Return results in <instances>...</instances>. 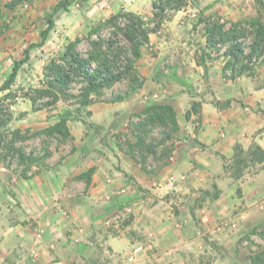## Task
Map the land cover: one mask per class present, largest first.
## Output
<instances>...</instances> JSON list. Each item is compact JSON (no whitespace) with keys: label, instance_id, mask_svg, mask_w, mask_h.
I'll return each instance as SVG.
<instances>
[{"label":"crops","instance_id":"crops-1","mask_svg":"<svg viewBox=\"0 0 264 264\" xmlns=\"http://www.w3.org/2000/svg\"><path fill=\"white\" fill-rule=\"evenodd\" d=\"M141 72L146 75L142 92L148 87L156 91L153 73ZM206 73L210 80V69ZM211 80L215 101H203L201 112L190 116L177 112L179 139L154 174L125 154L117 172L116 159L111 164L97 159L86 183L85 178L73 179L81 172L55 167L0 186V264H126L125 254L135 244L144 250L133 264H202L209 258V238L234 239L226 229L240 215L258 222L264 213V161H249L257 171L247 169L240 177L232 167L242 157L238 149L248 157L255 145L264 150V112L256 111L264 106V91L245 77L239 86L223 76ZM224 100L230 103H216ZM132 113L109 112L102 122L121 129L120 121ZM172 173L186 176L179 190L156 193L154 182L164 183ZM36 223L46 231L33 262L29 251Z\"/></svg>","mask_w":264,"mask_h":264},{"label":"rangeland","instance_id":"rangeland-1","mask_svg":"<svg viewBox=\"0 0 264 264\" xmlns=\"http://www.w3.org/2000/svg\"><path fill=\"white\" fill-rule=\"evenodd\" d=\"M9 1L0 0V86L8 79L15 62L23 58L29 45L35 46L30 49L29 60L21 66L9 89L0 91V117L3 118L0 120V162L6 167L5 170L0 165V186L11 183L13 177L25 178L29 173L36 174L41 171L48 173L55 167L63 171L66 168L71 174L81 172L73 179L76 181L85 178L86 183L94 170L92 164L97 159L110 164L116 159L118 166L114 168L118 171L119 160L129 154L131 145L136 142L133 127L142 118L140 112L152 104H170L177 107L176 112H187L185 115L189 116L192 112H201L203 101H215V83L211 79L223 76L225 59L218 56L211 61L209 50L207 55L204 54L206 38L204 23L200 18L220 17L222 21L228 22V26L231 22L252 21L254 18L264 21V0L262 4L259 0H188L187 7L167 13L165 20L151 34L152 39L144 47L137 62L140 74L141 70L153 73V78L159 85L156 91L148 87L147 93H143L142 86L123 102H108L107 98H111L113 92L127 87L128 82L124 80L106 89L105 94L88 108L82 109L74 99L62 98L53 108L35 110L26 94L32 88L42 86L46 64L51 57L65 49L69 40L81 37L79 49L88 54L91 49L88 32L93 27L120 11L135 12L133 5L139 6L143 11L140 15L152 22L153 0H66L67 7L61 8L54 15L55 26L42 45L37 44L42 41L41 32L48 26L47 19L54 6L64 0H25L14 9L6 6ZM108 34V30L102 31L104 37ZM203 59L207 60L210 80L209 74H205L201 66ZM262 67L256 75H243L242 78L250 79L251 85H259L264 91V66ZM240 78L234 82L236 86H239ZM155 92L158 97H155ZM201 96L202 100L198 98ZM226 102L216 101L218 106L225 105ZM245 106L251 105L246 103ZM256 111L264 112V106L261 104ZM109 112L133 113L120 121L121 129L115 127L117 129L113 130L102 122ZM62 117L68 118L70 136L67 140L62 135H49L44 132L45 128ZM199 119L195 115L197 128L201 126ZM150 130L148 143L153 138V143L157 144L165 137L162 126L158 124L150 126ZM175 135L176 133L165 144L156 147V155L133 147L140 159L146 157V172L154 174L157 166L169 158L164 150L170 148L175 139H179ZM31 155L37 159L30 160ZM241 156V162L238 159L232 167L233 173L236 175L241 172L242 175L247 169L248 172H256L258 167L249 162L254 161L253 155ZM7 191L18 200L10 188ZM2 202L3 199L0 198V205H3ZM18 202L22 204V198ZM260 215L261 219L255 223L244 221L247 217L244 219L241 215L238 217L241 222L234 220L230 224V230L226 229L234 236L232 240L221 242L217 238H209L208 247L205 249L207 252L209 248V258L202 264H254L255 256L264 258V213ZM36 224L35 236L40 229L44 236L45 228ZM36 239L35 237V245L29 251L33 262L38 260V246L43 242V237ZM49 248L53 250L50 246ZM33 249L37 251V257L31 256ZM81 263L85 262L69 264Z\"/></svg>","mask_w":264,"mask_h":264},{"label":"trees","instance_id":"trees-1","mask_svg":"<svg viewBox=\"0 0 264 264\" xmlns=\"http://www.w3.org/2000/svg\"><path fill=\"white\" fill-rule=\"evenodd\" d=\"M24 1L10 0L6 6L14 9ZM65 1L54 6L53 12L47 19L48 26L41 32L42 41L37 45H42L54 28L53 17L61 8L67 7ZM262 1L259 0V3L262 4ZM187 3L188 0H153L152 22L133 11L123 10L112 14L88 32V40L91 44L88 54L79 49V44L82 42L81 37L69 40L65 49L51 57L46 64L42 86L32 88L26 94L33 108L35 110L45 107L53 108L62 98H65L74 99L82 109H85L102 97L106 89L127 80L128 84L125 89L113 92L111 98H107L108 102H123L145 82V77L137 69V62L142 56L144 47L149 43L151 34L165 20L167 13L180 11L187 7ZM200 19L204 23L206 38L204 54L207 55V50H209L208 56L212 58L211 61L216 60L218 56L225 59L222 70L225 79L236 81L243 75L254 76L259 68L264 66V21L261 18L231 22L230 26L220 17L209 16L207 19ZM103 30L109 31L106 37L102 35ZM34 46L35 44H30L23 58L15 62L8 79L0 86V91L9 89L21 66L29 60L30 49ZM201 65L205 71H208L206 59H203ZM229 103L226 102L227 105ZM140 113L142 118L133 127L136 142L131 145L129 155L140 163L144 170H148L146 157L140 159L133 147L156 155V147L173 138L180 125L176 109L170 104H152ZM2 119L0 117V120ZM67 123L68 118L62 117L53 125L45 128L44 132L49 135H62L64 140H67L70 136ZM157 124L162 126L165 137L157 144L153 143L155 140L153 138L148 143L150 126ZM173 146L172 144L170 148H166L164 154L169 156L173 151ZM242 152L238 149L237 156H240ZM250 154L253 155L252 160L264 161V150L261 146L255 145ZM29 158L32 161L37 159L34 155ZM239 160L241 162V159ZM236 176L240 177L241 172H237ZM253 261L254 264H261L264 258L257 255Z\"/></svg>","mask_w":264,"mask_h":264},{"label":"built area","instance_id":"built-area-1","mask_svg":"<svg viewBox=\"0 0 264 264\" xmlns=\"http://www.w3.org/2000/svg\"><path fill=\"white\" fill-rule=\"evenodd\" d=\"M155 97H158V94H155ZM222 136H224L223 133H222ZM185 177L186 176L184 174L172 173L169 175V177L164 183L155 181L153 184V188L156 193H162L163 191H166V192L177 191L179 190L181 181H183ZM107 198H110V196H107ZM129 211H131V209H129ZM43 233L44 232L42 229L38 230L36 233V238H37L36 240H40L43 237ZM50 247L54 249L55 243L51 244ZM143 250H144V246L142 244L133 245L128 250V252L125 254L126 263L127 264L135 263L138 257L140 256V254L143 252ZM37 254L38 253L36 250L33 249L31 251V256L33 255L34 257L35 256L37 257ZM81 264H85V263H81Z\"/></svg>","mask_w":264,"mask_h":264}]
</instances>
